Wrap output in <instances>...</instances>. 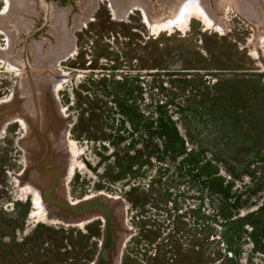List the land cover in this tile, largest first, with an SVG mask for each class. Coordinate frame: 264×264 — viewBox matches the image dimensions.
<instances>
[{"label":"rangeland","instance_id":"rangeland-1","mask_svg":"<svg viewBox=\"0 0 264 264\" xmlns=\"http://www.w3.org/2000/svg\"><path fill=\"white\" fill-rule=\"evenodd\" d=\"M10 1L6 11L0 0V24L18 6L22 27H0V52L12 48L31 73L0 56V103L24 101V117L0 130V264H96L104 242L101 213L83 223L41 197L36 208V185L48 184L30 154L43 156L38 122L68 202L100 198L120 225L109 264H264L241 223L264 208V24L250 18L263 20L264 0H241L250 14L208 0L218 24L194 18L161 35L132 4L116 16L109 0L88 14L85 0ZM37 47L57 55L37 64Z\"/></svg>","mask_w":264,"mask_h":264},{"label":"bare ground","instance_id":"bare-ground-1","mask_svg":"<svg viewBox=\"0 0 264 264\" xmlns=\"http://www.w3.org/2000/svg\"><path fill=\"white\" fill-rule=\"evenodd\" d=\"M109 1H110L112 10L114 11L116 16L119 15L120 9L125 8L126 6H128V4H132L131 8H133V9L139 8L140 10H142V12L144 14V19L148 22V24H151L153 31H154L153 33H155L156 35H161L162 32H164V31H168V30L171 31L176 26L179 30L184 32L189 28V26L191 25L192 20L194 18L199 19L200 21L207 23L210 26L209 28H211V25H213V24H218L212 15L214 12L213 11L211 12V9L208 8V6H209L208 0H160L158 4L152 3V0H109ZM236 1L238 3L237 9L239 11H241V13H244V14L249 13L250 14V10L248 8H246L244 5H242L241 3H239L241 0H236ZM7 2H8V8L6 11H8V9L10 8V4H11L10 0H7ZM246 2L250 3L254 9H257V5H256L257 3L255 2V0H246ZM83 6H84V10H85L86 14H88L89 11H91V9L93 10L94 2H93V0H85L83 3ZM18 9L20 10V8L18 6L13 8V11H12L13 13H11V15L4 18V20L1 19L2 23L0 24V27L3 29V31H1V32L6 33L5 29H7V28H9L10 31L13 30V31L17 32L18 29H20L22 27L20 22H17L16 18L14 16V13L19 11ZM257 15L258 16H256V17L252 16L250 18L254 19L256 24H264V18L262 20L261 15H259V14H257ZM63 17L64 16H62V13L57 10L56 14L54 16V19H53V21H54V24H53L54 25V33H55L56 38H57V46H59V47H61V45H63V44L65 45V43L67 42L66 41L67 38L64 35L66 22H64ZM17 23H19V24H17ZM17 35H19V34H17ZM33 52L35 55V63L41 64V65H45L46 63L49 64L51 61L54 60L53 57H56V55H57V51L55 53L53 51V53H51L50 59H47L49 57L45 58V56H44L45 54L41 53V50L39 47L35 48L33 50ZM0 56H1V58L2 57L7 58L6 60L8 62L15 64L16 67H20L21 69L28 65L27 62L21 58L20 55L18 56V55L14 54L12 48L7 53L0 52ZM27 75L30 78V80H32L31 74L27 73ZM45 84L46 83H45V78H44V80L40 83V86L44 85V88H45ZM44 127L48 128L47 125H45ZM50 130L52 133V134L51 133L50 134L53 135L52 137H54V144L57 145L58 152H61V150L63 149V147L65 145L61 146L59 144L60 145L59 146L58 143H56V142L57 141L59 142V140L64 142V140H63L62 136L59 134V131L56 130V131H54L55 133L53 132L54 126L52 127V129L50 127ZM54 192H55V195L59 198V200L68 202L66 186H62V187L59 186V188ZM37 196H38V198L35 202V206H36V208L41 210L43 208V205L41 203L42 197H41L40 193H38ZM111 201L116 205V217H117V219L119 221H122V219L124 217V209H123L121 203H119L114 198H112ZM98 215H100V212L97 210H92L90 212H87V213L83 214L82 222L83 223L90 222L91 220H93ZM112 264H115V262L112 261Z\"/></svg>","mask_w":264,"mask_h":264},{"label":"water","instance_id":"water-1","mask_svg":"<svg viewBox=\"0 0 264 264\" xmlns=\"http://www.w3.org/2000/svg\"><path fill=\"white\" fill-rule=\"evenodd\" d=\"M30 68V65H28L29 72ZM23 70L28 71L26 67ZM17 87L18 83L16 88ZM16 88L14 91H16ZM23 103V100L18 99L15 100V102L12 99L8 102L0 103V130L2 126H6L7 124L11 123V121L14 120L15 116L24 117L22 109ZM38 123L36 124V129H34V131L40 139L45 141V144L44 148L42 149V158H39L38 160V152H35L33 156L36 162L35 169L37 170V172H39V174H41L42 181L48 180V184L45 186L36 185V187L39 188L43 204L48 205L50 208H60L61 210H63V213H67L69 215L67 216L68 218H70L71 215H83L92 210L99 211L104 218L105 238L96 264H109L111 257L110 255L112 250L114 249L115 240L117 238V236L115 235V226L121 228L120 225L117 224L116 221L113 219L112 210L109 204L100 198L90 200L81 204H73L53 197L54 191L60 185L61 168L57 167L55 162L52 161L55 158L56 153L54 152L55 150H53V142L51 140V137L48 136V131H45L47 134L43 133L40 129V124ZM30 177L31 171L25 172L24 180L29 181Z\"/></svg>","mask_w":264,"mask_h":264},{"label":"trees","instance_id":"trees-1","mask_svg":"<svg viewBox=\"0 0 264 264\" xmlns=\"http://www.w3.org/2000/svg\"><path fill=\"white\" fill-rule=\"evenodd\" d=\"M241 223L243 226H249L252 229L251 237L254 247L258 252L264 254V208L247 215L241 220Z\"/></svg>","mask_w":264,"mask_h":264},{"label":"flooded vegetation","instance_id":"flooded-vegetation-1","mask_svg":"<svg viewBox=\"0 0 264 264\" xmlns=\"http://www.w3.org/2000/svg\"><path fill=\"white\" fill-rule=\"evenodd\" d=\"M46 133V132H45ZM49 136V135H48ZM31 154V156H33V153H30Z\"/></svg>","mask_w":264,"mask_h":264}]
</instances>
